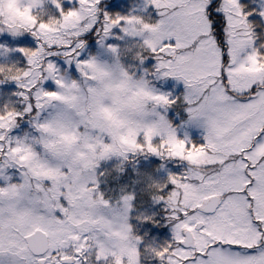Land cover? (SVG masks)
I'll list each match as a JSON object with an SVG mask.
<instances>
[{
    "label": "snow or ice",
    "instance_id": "6c2138e0",
    "mask_svg": "<svg viewBox=\"0 0 264 264\" xmlns=\"http://www.w3.org/2000/svg\"><path fill=\"white\" fill-rule=\"evenodd\" d=\"M77 2L78 8L65 11L58 0H51L59 18H36L27 26L0 17V33H29L37 41L35 50L17 49L27 60L25 69L0 66V84L15 82L24 103L22 112L0 109V264H92L93 255L96 264H141L142 241L128 223L134 197L122 198L124 212L113 209L98 191V177L81 182L70 158L48 147L54 141L45 131L59 127L57 105L69 89L72 95L87 97L97 85L96 57L81 59L84 37L95 32L103 46L115 28L142 41L135 58L143 63L144 53L154 56L157 79L183 82L186 125L203 133L200 145L187 136L179 139L156 111L163 131L146 125L130 128L122 137L131 154L148 153L186 165L180 175L154 187L153 199L168 212L172 242L145 252L160 264H264V54L254 46V26L248 21L252 13H245L240 0H145L146 8L153 7L159 17L146 22L139 16L107 13L101 18V0ZM38 7H43L42 0ZM259 15L264 18V11ZM9 51L2 48L3 54ZM107 51L119 58L116 47ZM53 57L75 65L79 79L61 72ZM253 64L259 72L249 71ZM48 80L56 91L44 89ZM141 83L149 85L146 79ZM140 91L156 109L176 103L153 88ZM49 107L54 112L41 120ZM25 116L31 128L45 135L12 136ZM96 143L102 155L112 152L99 137ZM193 155L201 159L193 161ZM85 200L111 210L92 217L107 223L111 233L86 220L80 207ZM121 238L131 243L117 251Z\"/></svg>",
    "mask_w": 264,
    "mask_h": 264
},
{
    "label": "clouds",
    "instance_id": "9594fccd",
    "mask_svg": "<svg viewBox=\"0 0 264 264\" xmlns=\"http://www.w3.org/2000/svg\"><path fill=\"white\" fill-rule=\"evenodd\" d=\"M40 3L41 0H0V17L13 25H30L36 18L43 20V15L46 14L43 7H38ZM42 3L44 4L45 0H42ZM96 61L97 85L93 92L86 97L84 93L72 95L73 90L69 89L63 103L57 105L61 113L59 127L53 125L45 130L47 137L54 141L48 147L58 149L64 157L70 158L71 163L79 168L78 179L81 182L91 175L97 176L98 168H93V164L100 165L111 158L122 161L128 159L131 152L122 142V137L127 136L130 128L140 129L146 125H155L158 131L164 130L158 117L154 115L156 107L140 91L141 88H151L150 85L141 83L144 78L130 74L116 56H113L111 63L99 58H96ZM249 71L259 72L260 67L253 64ZM52 112L53 108H47L41 120H46ZM195 115L193 113V117ZM31 129L32 131L26 134L33 138L45 135V131ZM97 137L100 142L112 146L109 155H102L96 150ZM26 158L30 157L26 154ZM80 207L86 220L98 223L101 229L109 228L111 233L109 225L103 220L92 221L94 215L100 211H111L110 209H102L90 200L83 201ZM112 208L124 212L126 205L121 200L119 207L112 205ZM121 235L123 236V233ZM130 243L129 239H118L117 251L127 248Z\"/></svg>",
    "mask_w": 264,
    "mask_h": 264
},
{
    "label": "rangeland",
    "instance_id": "374dc122",
    "mask_svg": "<svg viewBox=\"0 0 264 264\" xmlns=\"http://www.w3.org/2000/svg\"><path fill=\"white\" fill-rule=\"evenodd\" d=\"M120 3H125V2H131L132 5V10L130 16H139L143 14H148L149 18H152L154 21H157L159 19L156 10L148 6L146 8L145 5V0H119ZM58 2L62 5H67L70 6V10H74L78 8V2L77 0H58ZM51 6L54 11H57L58 9L54 6L53 3H51V0H45V3L43 4V9L46 6ZM73 5H76V7H73ZM258 6L260 9V12L264 11V0H259ZM154 14L155 17H151L150 14ZM60 15V12H59ZM59 15L55 18H59ZM53 17V19H55ZM156 19V20H155ZM264 20V18H262ZM99 37L95 40V42L90 45L86 46L85 49L81 53V59H88L90 57H96L99 58L100 60L106 61L111 63L113 61V55L107 51V48L109 46L116 47L119 52V60L121 62V59L124 58L125 55L128 54L130 57L132 51H131V45L130 42H135L139 43L142 41L139 40L138 38H130L125 36L121 31L120 28H115L112 31L111 36L108 38V40L105 41V44L101 46L99 44ZM37 47V41L35 40L34 37L31 36L29 33H24L19 36H12L11 34L7 32L0 33V64L2 63H7L15 60L22 61V64L24 63L26 68L27 66V60L24 57L23 53L20 51H17V49H29V50H35ZM2 48H7L10 51L7 54H3ZM137 53L134 51L132 56H136ZM53 63H55L58 67V69L61 72L67 73L70 78L72 79H79V73L75 68V65H72L69 67L63 58L60 57H53L50 58ZM140 63V61H139ZM122 64V62H121ZM153 69L151 72H148L146 69L139 70L137 73L136 77H143L149 82V85L151 88L155 89L157 94H163V95H169L170 99H173L176 101V103L181 105V102L183 103V97L185 95V86L183 82L177 81L174 78H164V79H157L153 73L155 71V65H156V60L153 61ZM44 89L47 91H56V85L54 84L53 81L48 80L44 83L43 85ZM3 90L2 86H0V97H1V91ZM18 91L20 89L18 88ZM13 96H16L13 94ZM181 98V101H177L178 98ZM174 105V104H173ZM171 106L169 108L165 109H157L159 114L164 115L166 120L170 123L169 120V115L170 113H173V117L175 120H178L179 124L177 127H174L177 131V136L179 139H185V136H187L190 141L193 136L196 137H201L203 136L202 131L194 126H187L186 121H187V113L185 110V106L178 108V112H174V106ZM183 112V113H182ZM26 117V116H25ZM23 117V119L25 118ZM185 117V119H181ZM23 119L18 121V127L13 130L11 133L12 136L14 137H22L26 133H29L32 131L29 121H26L22 124ZM171 124V123H170ZM25 126H28L25 128ZM203 139V138H202ZM142 142V141H141ZM132 154L129 155L128 159L131 157ZM137 156H139V160L135 161L132 166V171L133 173H136L138 177H141L142 174H147V173H153L154 175H149V179L151 182V178H153L154 181H157L155 183H162L168 181V177L170 175H180L184 170L186 165L181 164L177 160H170V159H161L157 156L148 154V153H137ZM122 161L118 158H111L107 161L101 162L97 169V177H98V191L101 193L105 200L108 201L110 204H112L115 207L120 206V202L122 198L126 195H131L133 196V190H129L130 187L132 188L133 184L132 182L136 179V175L134 177V180L132 182L129 181H123L122 185L120 186L119 190L114 189H101L102 185L104 184V175H108L110 173V169H114L116 172L125 173V167L127 164V161ZM193 161H199L201 157L199 155H193L192 156ZM108 170V171H107ZM106 180V179H105ZM2 183V181H0ZM164 183V184H166ZM162 184V185H164ZM108 194V198L105 197V195ZM133 202V201H132ZM132 202H131V208H132ZM131 210L128 213V216H130ZM129 223V220H128ZM168 231V236L172 239V230L171 226H169ZM94 257V255L92 256ZM95 258V257H94ZM111 260V258H109ZM104 261H101L103 263Z\"/></svg>",
    "mask_w": 264,
    "mask_h": 264
},
{
    "label": "trees",
    "instance_id": "16d2710c",
    "mask_svg": "<svg viewBox=\"0 0 264 264\" xmlns=\"http://www.w3.org/2000/svg\"><path fill=\"white\" fill-rule=\"evenodd\" d=\"M259 0H240V4L244 8L245 13H252L248 16V21L254 26V35H255V48L259 50L261 54H264V20L259 15L260 9L258 6ZM73 7H76V5H73ZM63 10L68 11L70 10V6L62 5ZM101 18L103 16V13H107L108 15L115 17V16H122V17H128L131 14L132 5L131 2H125L120 3L119 0H101ZM39 11V10H37ZM43 12L46 14L43 15V20L46 22L49 19H53V17H57L59 15V10L54 11V9L51 6H46L43 9ZM151 17H155V15L152 13L150 14ZM141 18L144 19L146 22H155L152 18H149L148 14L141 15ZM156 20V19H155ZM97 35L95 32L89 34L88 36L84 37L86 41V46L92 45L95 40L97 39ZM139 43L130 42L131 45V55L130 57L127 55L124 56V58L121 59L122 65L130 71V74L137 75L139 70H142L143 68L146 69L148 72H151L153 69V61H155L154 56L144 53L143 54V63H139V61L135 58L136 56H132L134 51L136 53L139 52ZM0 66L5 67H15L17 69H23L25 67L24 63L22 64V61L15 60L7 63H2ZM2 86L3 90L1 91V97H0V109H3L4 107H13L18 111H23L24 103L22 99L16 95L18 93V87L17 84L13 81H7L3 84H0ZM16 95V96H13ZM177 101H181V98L179 96ZM182 107L185 106L181 102ZM180 104L175 103L174 106V112H178V108L181 107ZM185 108V107H184ZM183 113V112H182ZM173 113H170L169 120L172 126L177 127L178 126V120H175ZM185 119V117L180 118ZM29 121V118L26 116L23 119V122ZM28 126H25L27 128ZM191 142L196 145H200L203 143V139L201 137L193 136L191 138ZM139 160V156L137 154H132L131 157L128 159L126 167H125V173H119L116 172L114 169H110V173L108 175L103 176L104 184L102 185L103 190L105 189H116L119 190L120 186L122 185L123 181H129L132 182L134 180V177L136 175V179L132 182L133 186L130 187L129 190H133V202H132V208L131 213L129 216V225L132 228V235L134 237H138L141 239V243L139 244V251L141 253V264H160V261L156 258H153L150 253H146L145 249L148 247L151 248H163L167 244H170L172 242V239L168 236V229L169 224L167 221L168 212L166 211V206L163 203H157L153 196L156 194V190L153 187L156 184H164L165 181L162 183H155L157 181H154L153 178H151V182L149 179V175H154L153 173H145L142 174L141 177H138L136 173H133L132 166L135 161ZM107 170V171H108ZM148 178V179H147ZM106 179V180H105ZM107 193L105 195L106 198H108ZM92 264H96L95 258L91 257ZM100 264H106V262H103Z\"/></svg>",
    "mask_w": 264,
    "mask_h": 264
}]
</instances>
